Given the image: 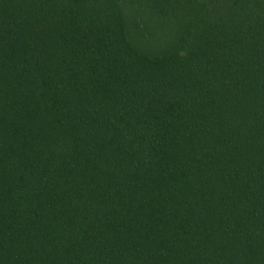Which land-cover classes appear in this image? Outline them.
<instances>
[{
	"label": "trees",
	"instance_id": "trees-1",
	"mask_svg": "<svg viewBox=\"0 0 264 264\" xmlns=\"http://www.w3.org/2000/svg\"><path fill=\"white\" fill-rule=\"evenodd\" d=\"M0 264H264V0H0Z\"/></svg>",
	"mask_w": 264,
	"mask_h": 264
}]
</instances>
